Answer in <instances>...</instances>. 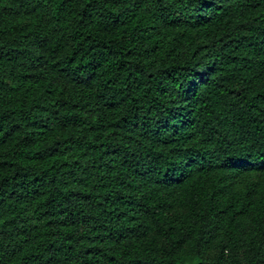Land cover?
Instances as JSON below:
<instances>
[{
  "label": "trees",
  "instance_id": "obj_1",
  "mask_svg": "<svg viewBox=\"0 0 264 264\" xmlns=\"http://www.w3.org/2000/svg\"><path fill=\"white\" fill-rule=\"evenodd\" d=\"M0 264H264V0H0Z\"/></svg>",
  "mask_w": 264,
  "mask_h": 264
}]
</instances>
